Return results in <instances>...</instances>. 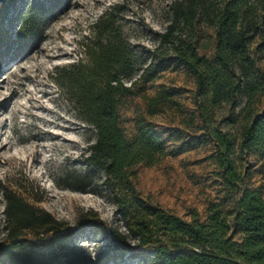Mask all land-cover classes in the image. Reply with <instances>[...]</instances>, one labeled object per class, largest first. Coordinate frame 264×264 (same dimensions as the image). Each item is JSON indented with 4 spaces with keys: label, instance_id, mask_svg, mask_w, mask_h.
<instances>
[{
    "label": "trees",
    "instance_id": "16d2710c",
    "mask_svg": "<svg viewBox=\"0 0 264 264\" xmlns=\"http://www.w3.org/2000/svg\"><path fill=\"white\" fill-rule=\"evenodd\" d=\"M15 1L0 0V48L8 42L4 22ZM121 11L115 7L99 16L81 43L83 56L54 77L77 116L95 129L85 161L104 171L126 232L96 213L87 225L110 234L122 247L121 257L128 253L148 264H264V195L240 187L243 176L234 159L237 136L215 123L216 111L225 105L231 123L243 115L239 148L264 155V73L250 49L255 38L264 40V0H174L160 35V46H170L196 79L202 127L215 143L214 159L234 198L230 212L211 202L205 219L195 212L191 221L148 201L137 189L133 167L158 163L167 146L152 124L143 122L132 137L121 124V100L136 93L132 79L137 70L136 51L119 23ZM44 12L42 1L27 7L16 34L19 45L38 38ZM201 23L215 28L211 57L202 55L195 42ZM164 101L163 93L147 97L149 112H157ZM89 177L79 174L76 182ZM90 185L67 186L86 192ZM5 197L8 231L0 242V264H108L117 256L87 255L77 243L84 226H69L13 190Z\"/></svg>",
    "mask_w": 264,
    "mask_h": 264
},
{
    "label": "rangeland",
    "instance_id": "374dc122",
    "mask_svg": "<svg viewBox=\"0 0 264 264\" xmlns=\"http://www.w3.org/2000/svg\"><path fill=\"white\" fill-rule=\"evenodd\" d=\"M32 1L16 0L10 8L4 22L9 38L0 48V242L8 231L5 192L13 190L69 226H84L77 243L87 255L107 252L117 255L108 264H148L128 253L121 257L122 247L110 234L87 225L96 213L126 232L106 187L104 171L85 161L95 129L77 116L54 80L59 69L83 56L81 43L92 24L115 7L122 10L119 23L137 54L132 79L136 80V93L121 100V124L128 137L143 122L152 124L167 146V155L158 163L133 167L137 189L148 201L190 221L195 212L205 219L211 202H220L230 212L233 193L214 159L215 143L202 127L196 79L170 46L159 43L174 0H38L45 6L41 33L32 44L19 45L20 19ZM195 42L202 55L213 56L215 28L199 24ZM250 49L264 73V40L255 38ZM159 93L165 101L157 112L150 113L147 97ZM261 108L264 110V95ZM229 110L227 105L219 108L215 123L237 136L234 159L243 176L240 187L259 189L264 195V155L239 148L245 119L239 115L231 123ZM86 172L90 177L76 182ZM85 182L91 184L86 192L67 186L80 187ZM129 242L135 244L133 239Z\"/></svg>",
    "mask_w": 264,
    "mask_h": 264
}]
</instances>
